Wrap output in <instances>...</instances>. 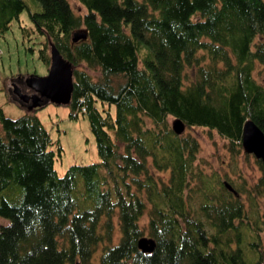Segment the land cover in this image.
Instances as JSON below:
<instances>
[{"label":"trees","instance_id":"1","mask_svg":"<svg viewBox=\"0 0 264 264\" xmlns=\"http://www.w3.org/2000/svg\"><path fill=\"white\" fill-rule=\"evenodd\" d=\"M78 1L83 13L0 0V33L27 9L40 59L53 43L70 61L69 116L86 115L98 154L59 175L36 108L0 107V264H84L97 250L99 264H264V161L254 183H234L168 121L214 130L232 152L246 119L264 132V0Z\"/></svg>","mask_w":264,"mask_h":264},{"label":"rangeland","instance_id":"2","mask_svg":"<svg viewBox=\"0 0 264 264\" xmlns=\"http://www.w3.org/2000/svg\"><path fill=\"white\" fill-rule=\"evenodd\" d=\"M68 1L75 13L85 11L84 6L78 0ZM31 26L28 11L24 9L20 12L19 19H13L9 27L0 33V107L4 114L10 117L21 115L28 109L29 103L17 98L13 91L14 86L20 87L24 93L31 94L32 90L26 85L25 79L31 74L44 75L47 72V65L39 57L42 37L29 30ZM263 69L260 64L256 63L253 70L260 82H264ZM91 73L94 75L95 72L91 71ZM187 73V81L189 78L191 80L195 78L193 68H187ZM20 102H23L25 106L19 105ZM37 107L34 108L35 113L48 130L52 140L51 148L55 152L54 167L59 175L69 164H83L98 160L94 136L90 131L85 114L79 112L77 117L69 116V106L63 103L47 102ZM111 109L113 111V108ZM168 121L171 123V116H168ZM184 132L191 133L199 141L197 158L208 172L216 171L222 178L226 173L229 176L228 180L245 185L254 183L261 175L257 159L252 153L243 151V148L239 152L229 151L226 140L214 130L201 126L191 128L185 126ZM244 200L245 205L249 206L245 197ZM258 206L261 214L264 215V196L259 200ZM145 221L146 217L143 216L140 223L145 224ZM4 222L6 220L0 218V223ZM244 236L245 240L251 238L246 230ZM116 238L117 236L114 239ZM98 259L97 250L84 264H99Z\"/></svg>","mask_w":264,"mask_h":264},{"label":"water","instance_id":"3","mask_svg":"<svg viewBox=\"0 0 264 264\" xmlns=\"http://www.w3.org/2000/svg\"><path fill=\"white\" fill-rule=\"evenodd\" d=\"M86 33L74 31L72 40L85 38ZM50 63L47 72L44 75L31 74L25 79L26 85L31 88L32 93H24L20 87L14 86V92L20 101L29 102L27 107H37L41 103L52 102L56 104H68L73 88L72 65L68 59L62 56L57 47L51 43ZM172 129L176 133H181L184 128V122L175 118L171 122ZM241 145L243 151L252 153L256 158L264 161V132L252 120L246 119L243 123L241 134ZM226 186L232 189L227 182ZM155 241L151 237L142 236L138 240V246L143 251H151Z\"/></svg>","mask_w":264,"mask_h":264},{"label":"bare ground","instance_id":"4","mask_svg":"<svg viewBox=\"0 0 264 264\" xmlns=\"http://www.w3.org/2000/svg\"><path fill=\"white\" fill-rule=\"evenodd\" d=\"M83 30V29H82Z\"/></svg>","mask_w":264,"mask_h":264}]
</instances>
